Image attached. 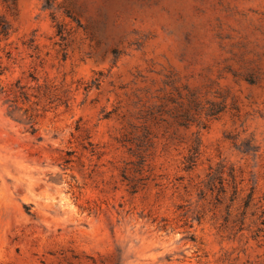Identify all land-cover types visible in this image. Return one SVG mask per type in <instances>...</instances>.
Listing matches in <instances>:
<instances>
[{
  "label": "rangeland",
  "instance_id": "rangeland-1",
  "mask_svg": "<svg viewBox=\"0 0 264 264\" xmlns=\"http://www.w3.org/2000/svg\"><path fill=\"white\" fill-rule=\"evenodd\" d=\"M0 16V264H264V0Z\"/></svg>",
  "mask_w": 264,
  "mask_h": 264
},
{
  "label": "trees",
  "instance_id": "trees-1",
  "mask_svg": "<svg viewBox=\"0 0 264 264\" xmlns=\"http://www.w3.org/2000/svg\"><path fill=\"white\" fill-rule=\"evenodd\" d=\"M10 29L11 27L9 23L2 16H0V35L7 37L9 35ZM59 33L62 34L61 31ZM221 111H222V108L217 110L216 112H213L212 115H215ZM139 154L141 155V153Z\"/></svg>",
  "mask_w": 264,
  "mask_h": 264
}]
</instances>
